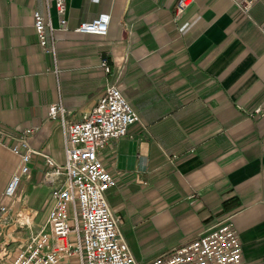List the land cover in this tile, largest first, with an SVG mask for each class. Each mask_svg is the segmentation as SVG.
I'll return each instance as SVG.
<instances>
[{"label":"crops","instance_id":"1","mask_svg":"<svg viewBox=\"0 0 264 264\" xmlns=\"http://www.w3.org/2000/svg\"><path fill=\"white\" fill-rule=\"evenodd\" d=\"M178 1L66 0L70 30L55 32L53 55L39 44L33 14L57 27L54 0H0V204L34 214L35 228L46 223L50 167L33 155L17 194L6 197L21 168L9 146L44 128L29 144L64 165V130L50 107L80 121L115 84L140 120L99 156L114 176L107 201L135 258L130 232L148 250L145 262L229 224L245 264H264V0L246 14L245 0H193L182 12ZM102 13L111 17L106 35L72 31Z\"/></svg>","mask_w":264,"mask_h":264},{"label":"built area","instance_id":"2","mask_svg":"<svg viewBox=\"0 0 264 264\" xmlns=\"http://www.w3.org/2000/svg\"><path fill=\"white\" fill-rule=\"evenodd\" d=\"M193 0H179L178 11L185 10ZM255 0H245L241 9L246 14ZM58 15L55 27L39 11H35L34 27L43 50L55 54V32L69 31L66 0H54ZM111 17L99 14L90 22L80 23L76 34L104 36L108 33ZM50 36V37H49ZM101 66L108 75L112 72L108 56L101 58ZM260 112V109H258ZM50 120H59L64 130L66 162L60 165L49 156L35 150L28 142L34 132L45 133L44 128L25 131L17 146L10 150L21 159L20 173L15 174L5 190V196L13 198L23 176L30 171L35 154L45 157L50 170L47 181L54 184L60 175L65 181L54 185L50 197L53 207L46 223L23 240L6 239L4 247L15 243L12 264H61L76 257L80 264H245L243 248L238 233L229 224L222 225L191 242L150 261H138L119 228V220L113 215L106 194L115 186L114 176L105 167L99 152L111 142L124 138L129 127L140 120L138 113L115 85L109 84L97 105L83 115L80 121L67 122L62 106L52 105ZM10 214V209L0 204V220ZM20 216V214H18ZM20 224V220H17ZM31 227L30 223L20 224ZM4 255L0 264H7ZM7 258V259H8ZM6 259V260H7Z\"/></svg>","mask_w":264,"mask_h":264},{"label":"rangeland","instance_id":"3","mask_svg":"<svg viewBox=\"0 0 264 264\" xmlns=\"http://www.w3.org/2000/svg\"><path fill=\"white\" fill-rule=\"evenodd\" d=\"M62 176H64V175H60L58 177V181L56 180L57 183H54V185H57L59 183V181H61L60 179H61ZM62 181H65V176H64V179H62ZM52 188H51V190H52ZM51 190H50V192H51ZM20 213H21L20 216H18V213L14 214L13 212L12 213L10 212V214L6 218L3 219V221H2V223L0 225L1 226L0 227V232L3 231V233H4L2 235V241L3 242L5 240V237H7L6 239H9V240H11V239H21V240H23L31 233V231L35 232V231L40 229V227L39 228H35L34 225L29 227V228H26V226H24V225H20L21 223L24 224V222H26V221H31L30 219H32V216L34 215V214H27V213H24V212H20ZM17 220H20V224L17 223ZM16 224H17L18 227H17V229L14 230ZM19 231H23V232H21L22 234H20ZM23 233L24 234L27 233V234L24 235ZM133 235H134L133 232L128 233V238H130V239H132V241H134V244H133L134 246H132V249L136 253L138 260H140L143 257V253L146 250V247L140 246V244H139L140 242L136 241L135 239H133ZM1 246H3V245L1 244ZM4 248H7V250L9 251V256L14 258V252H15V250L17 248V245L15 243H11L7 247L3 246V249ZM4 251H2V254H0V258L4 255V253H3ZM147 251L148 250H146V252ZM150 257L151 256H149V258ZM7 258H8V256L4 257V261L3 262L7 263L8 262ZM149 258H147V259H149ZM7 264H9V263H7Z\"/></svg>","mask_w":264,"mask_h":264}]
</instances>
